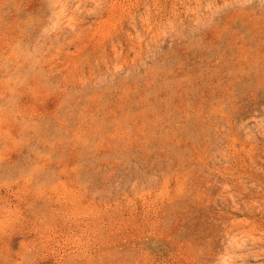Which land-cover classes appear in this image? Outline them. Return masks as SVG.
Masks as SVG:
<instances>
[{
	"label": "rangeland",
	"instance_id": "rangeland-1",
	"mask_svg": "<svg viewBox=\"0 0 264 264\" xmlns=\"http://www.w3.org/2000/svg\"><path fill=\"white\" fill-rule=\"evenodd\" d=\"M0 264H264V0H0Z\"/></svg>",
	"mask_w": 264,
	"mask_h": 264
}]
</instances>
